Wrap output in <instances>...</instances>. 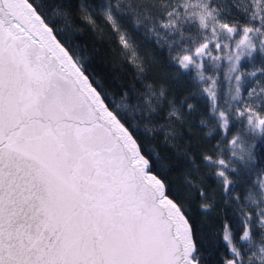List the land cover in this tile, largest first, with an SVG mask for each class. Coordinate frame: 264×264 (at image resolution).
Returning <instances> with one entry per match:
<instances>
[{"label": "snow or ice", "instance_id": "obj_1", "mask_svg": "<svg viewBox=\"0 0 264 264\" xmlns=\"http://www.w3.org/2000/svg\"><path fill=\"white\" fill-rule=\"evenodd\" d=\"M98 17L116 90L63 39ZM0 264H264V0H0Z\"/></svg>", "mask_w": 264, "mask_h": 264}, {"label": "trees", "instance_id": "obj_2", "mask_svg": "<svg viewBox=\"0 0 264 264\" xmlns=\"http://www.w3.org/2000/svg\"><path fill=\"white\" fill-rule=\"evenodd\" d=\"M129 30L131 31L130 28ZM133 35L140 45L141 53L147 54L158 62L157 65L152 66L150 78H155L164 71H172L167 68L166 53L162 54L159 49L145 41L142 36L135 33ZM63 39L69 43L70 47L73 49L79 47L86 56L90 57L88 60L89 72L101 81L106 89L116 90L120 84H131L135 69L126 62L117 36L101 18H97L95 28L77 20L73 30L66 33ZM185 87H190V85H185ZM192 102L196 103V101ZM217 139H219L218 135ZM145 143L150 146L151 143L156 142L146 141ZM212 143L214 144L215 140ZM170 177L175 179V174H170ZM193 217L195 226L199 230L198 235L215 233L220 229L224 219L223 216H218L215 213L211 216L199 213L198 205L193 206ZM228 220L233 226L237 224L231 214L228 215Z\"/></svg>", "mask_w": 264, "mask_h": 264}]
</instances>
